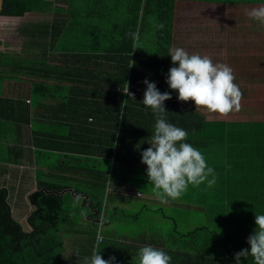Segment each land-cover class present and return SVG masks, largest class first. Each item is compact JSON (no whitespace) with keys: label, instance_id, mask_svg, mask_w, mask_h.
<instances>
[{"label":"trees","instance_id":"obj_1","mask_svg":"<svg viewBox=\"0 0 264 264\" xmlns=\"http://www.w3.org/2000/svg\"><path fill=\"white\" fill-rule=\"evenodd\" d=\"M178 1L3 0L1 14L5 16L50 15L38 25L35 23V27L22 28V48L18 51L0 49V85L6 78L17 80L16 73L33 76L29 81L33 111L29 114L27 105L25 117L20 119L21 124L31 119L37 124L32 129L33 142L39 146L41 136L51 148L59 147L58 140L64 138L69 142L77 140L80 152L91 154L97 146L95 149L103 158L108 160L115 154V160L109 159L106 167H91L96 174L90 187H79L61 173L37 176V189L28 196L34 207L27 216L28 231L13 217L7 189L0 188V264H68L71 261L82 264L84 257L102 250L104 231L98 247L94 248V240L91 243L89 256L70 257L66 254L64 233L78 217L87 215L94 225L95 239L97 219L105 200L102 224L112 222L108 206L111 195L105 196L106 181L112 184L123 163L128 168H147L141 163L140 154L148 148L144 145L148 138L152 139L156 118L151 109L143 105L146 90L143 81L154 82L161 93L169 92L172 99L174 94L178 96L163 77L174 66L169 54ZM237 2L264 3V0ZM160 23L164 24L162 30L158 28ZM134 47L139 48L133 51ZM20 53L27 55L26 58L20 59ZM51 55L55 61L50 60ZM126 83L134 98L124 93ZM172 99L164 102L167 121L189 134L200 130L203 115L191 106L181 108ZM2 101L11 102L10 98ZM4 111L11 114L12 106H5ZM50 122L55 130H47ZM18 126L19 123L13 127L16 130ZM96 126L99 129L92 128ZM60 127L65 128L66 134H61ZM67 131L70 132L67 134ZM188 143L205 145L196 141ZM252 164L253 158L248 163L239 161L236 194H226L233 190L226 189L223 183L221 188L211 190L217 192V199L209 196L206 184L191 187L193 191H202L192 200L196 206H205L209 199L208 202L217 203L212 209H220L227 202L233 214L230 218V212L223 211V207L214 219V227L200 225L188 230L185 235L191 238H185L182 245L190 247L185 254L190 253L191 257L181 255L178 264H236L235 253L250 249L247 238L256 228L255 215L264 214V168L260 172L261 181L257 168L247 172ZM255 173L256 179L252 180ZM140 185L153 191L148 176ZM71 191L88 197L81 195L73 200ZM74 202L81 203L86 210L77 209ZM223 218H228V228H219L220 223H216ZM236 221H239V229L233 234L237 227L232 225ZM194 251L196 257L192 255ZM210 251L216 257H211ZM101 255L106 258L102 251ZM170 255L172 257V252ZM240 264H254V261L249 256L241 258Z\"/></svg>","mask_w":264,"mask_h":264},{"label":"crops","instance_id":"obj_2","mask_svg":"<svg viewBox=\"0 0 264 264\" xmlns=\"http://www.w3.org/2000/svg\"><path fill=\"white\" fill-rule=\"evenodd\" d=\"M190 1L191 0L185 2L190 5L200 6V4ZM200 1L205 2V6L218 7V9L233 6L234 4L238 5V7L239 4H252L232 2L230 0ZM48 18H50V15ZM174 21L175 18L173 20V28ZM217 32L218 30H216V33ZM209 38L217 42H214V44L218 46V49H222L225 52L229 51L230 53H234L235 51L239 53V47H227V43L222 45L221 43L223 42L218 40V36H207L206 39ZM206 39L198 35L197 40L190 44L191 50L188 49V53L206 55L204 46L209 47ZM235 39L239 40V37L235 36L234 40ZM175 42L172 36V48L178 47ZM238 67L239 65L232 67V69L239 70ZM163 77L164 80H167V75ZM21 82L22 81L6 78L2 80L0 85V188L4 187L7 189L12 215L22 224L23 228L28 231L30 226L27 222V216L34 208L28 196L37 189V176L61 173L69 177L75 184H79V187H90V183L95 181L93 174H96V172L93 168L101 166L103 161L106 162V166L107 162L109 165L110 161L115 160V154L109 157L110 161L108 158V160H106L98 154L97 149H95L97 146L91 154H85L79 151V142L77 140L69 142L67 138L58 140L59 147L49 148L50 145L47 146V139L43 140L40 136L38 142H41V144L36 146L32 139V129L36 128L37 124L33 123L32 119L29 123L21 124L20 122L21 117H25L27 105L29 106V114L33 111L31 109L33 100L30 97L29 88L27 93H22L19 85ZM171 91L175 92L173 90ZM176 95L177 94H174L175 97L171 100L173 103H178L181 108L182 106H191L196 109V105H194L193 101L180 102ZM8 98L11 100L10 103L6 104V102L2 101V99ZM27 99L29 100L28 102H26ZM13 100H17L18 103H15ZM9 104L12 106V113L2 112L3 108ZM196 110L200 114H203V125L200 130L195 131L194 134L188 133L186 142L203 141L205 143L202 147L194 144L192 145L201 151L208 165L215 169L216 177L218 176L216 184L211 188L208 187V194L212 199H217L215 198L217 192H211V190L221 188L220 184L222 183L225 184L226 189L233 190L227 191L226 194L229 192V194H236V191H239V161L248 163L255 155L259 158V165H255V167L251 169L248 168L247 172L255 171L256 168L259 169L261 167L260 164H264V134L256 135V137L253 136L252 141L249 142L248 137L246 140L243 136H239V118L231 120L229 125H226L223 120L213 119L211 114L207 113L206 110L200 108ZM17 123H19V126L15 130L13 126ZM73 123L74 122H71V125H73ZM104 124L107 123L105 122ZM92 128L99 129L97 126ZM48 129L55 130L52 122L48 124L47 130ZM60 132L61 134H66L65 128L61 129L60 127ZM69 132L70 131H67V134ZM52 140L56 139L53 138ZM150 142L151 138H148L144 146L150 147ZM219 143H225L227 152L225 154L224 152L222 153L223 157L219 156L214 158L211 156L213 152L210 149L214 148ZM141 158L140 154V159ZM223 164L225 169L222 172L221 170L219 171V168L221 166L223 167ZM85 165L90 166V168H86ZM134 165H137V163ZM141 167L128 168L123 163L119 167L118 174L114 175V180L110 185L112 186L113 192L110 193L111 197L108 201V206L111 210L110 218L112 222L107 223L104 227V244L101 250L102 254L106 255L105 260L111 256H115L116 260L114 264H139L138 251L141 247L146 245H151L153 247H156V245L164 246V248H166L164 251L168 255L172 252V257H181V255L182 257H191V255H188L190 253H187V255L185 254L189 251V248H185L183 253L175 252L174 242L171 237L169 242L166 236L161 239L164 230L163 227H155L149 231L147 228V230H142L141 232L136 229L120 231L119 227L123 224H136V218H138L136 215L139 213L147 216L150 212H156V209L152 210L149 208L150 204H157L158 207H160L158 208L159 211L162 210L161 206L163 205H174V208L171 210L176 212L180 211V213L184 215L189 214L194 208H198L199 210L204 209V211L208 213V210L219 211L224 207L223 211L230 212L231 204L224 202L220 209H212L213 206L216 207L217 203L214 201L210 203L208 199L205 206H196L192 200L197 196L199 191L191 190V187H193L191 185H189L188 190L180 199L175 201L169 200L167 203H162L156 199L153 191L145 189L140 185L142 179L144 180L147 178V168ZM137 192H141V194L137 195ZM71 193H73V200H78L77 198L81 197V195L84 198L88 197V195L74 193L73 191H71ZM200 193L201 192H199V194ZM137 203H140L141 206L138 210L134 211V206ZM129 216H132V218L129 219ZM207 217H211L215 223L214 215L213 217L211 215ZM78 218L77 221L75 220V224L69 228V231L67 230L64 233L63 239L66 246V254L70 255V257L89 256L91 243H93L94 240V225L88 221L89 217L85 215L84 218L81 216ZM228 218L219 220L220 225L228 228V224H225ZM171 223H174V225L172 226L170 224L169 228H172L171 232H173L174 236L178 237L179 233L174 231V229L178 227L176 220L171 218ZM185 224H187L188 227L190 226L188 218ZM148 235H151V237ZM187 236L188 235H185L183 239L187 238L186 240H189L191 236ZM68 264H72V261Z\"/></svg>","mask_w":264,"mask_h":264},{"label":"rangeland","instance_id":"obj_3","mask_svg":"<svg viewBox=\"0 0 264 264\" xmlns=\"http://www.w3.org/2000/svg\"><path fill=\"white\" fill-rule=\"evenodd\" d=\"M185 1L189 0H179L176 2L177 8L172 36L178 47H183L186 51L188 49L191 50L190 44L197 40L198 35L205 39L207 36H218V40L223 42L221 43L222 45L227 43V47H239V53L236 51L234 53H230L229 51L225 52L222 49H218V46H215L214 42L217 43L215 40L213 41L212 38L206 39L209 47L204 46L205 52L206 55L212 58L213 62L225 63L231 68L239 65V70L234 68V70H232L236 77L235 83L239 85L243 93V106L241 111L231 114L227 118H221L215 114H211V116L213 119L225 121L224 123L226 125H229L231 120L239 118V136H243L246 140L248 137L249 142H251L253 136L256 137V135L264 134V25L250 19L246 13L254 7L264 5V3H252L249 5L239 4V7L234 4L233 6L218 9V7L205 6V2H201L200 0L190 1L200 4V6L190 5ZM231 1L237 2L238 0ZM46 18H48V16H36L35 14L16 17L2 16L0 18V49H13V51H18L22 48V28L27 25H30L29 27L32 28L35 23V25H38L41 20ZM31 28L29 29L32 30ZM216 30H218L217 33ZM235 36L239 37V40H234ZM145 42L148 43V41ZM26 56L27 55L20 53V59H24ZM54 59L55 57H52L51 55L50 60L55 61ZM15 76H19L17 80L22 81L21 84H19L20 91L22 93H27L30 84L29 81L32 80L33 76L26 73H16ZM197 145L199 147L203 146L202 144ZM210 150L213 152L211 155L212 157H223L222 153L224 152L225 154L227 152V146L225 143H219ZM259 163V158L255 155L250 169L255 167V165L258 166ZM101 164V167H106V162L103 161ZM260 166L262 165L260 164ZM263 168L264 166L258 169L261 181L263 180L260 172ZM224 169L225 166L223 164V167L221 166L219 171L221 170L223 172ZM256 176V173L253 174L251 179L255 180ZM205 192L203 193L205 194ZM73 206L77 209L82 208L83 211L86 210V207H82L78 202H74ZM140 206L141 204L137 203L134 206V211L138 210ZM161 207L162 210L159 211L158 208L160 207H158L157 204H150L149 208L152 210L156 209V212H150L147 216L139 213L136 215L138 217L136 218V224L129 223L120 225L119 230L130 231L136 229L141 232L142 230H147V228L149 231L155 227H163L164 230L161 239L166 236V238H169H167V241L169 242L171 237L174 242L173 245L175 252L183 253L185 248H190L182 245L185 233H187L189 229L195 230V228L200 225L214 227L213 224L215 223L212 218L207 216L211 215L213 217L214 215L217 217L218 215L217 210H208V213H206L204 209L199 210L198 208H194L189 214L184 215L180 213V211H172L171 209L174 208V205H163ZM232 214L233 212L230 211V218H232ZM128 218L130 219L132 216H129ZM171 218H174L178 224L177 229H174L175 232L179 233L178 237L174 236L173 232H171L172 228H169L170 224L172 226L174 225V223H171ZM187 218L190 222L189 227L185 224ZM216 223H219V221L216 220ZM221 227L223 228L224 226L220 225L219 228ZM232 227H237L233 232L234 234L236 233V230L239 229V221H236ZM181 234L184 235L181 236ZM148 236L151 237V235ZM187 237H190V235ZM156 248L163 250L166 249L164 246L157 245ZM210 254L211 257H216L213 254V251H210ZM192 255L196 257L195 251ZM179 258L180 257H174L171 264H178Z\"/></svg>","mask_w":264,"mask_h":264},{"label":"clouds","instance_id":"obj_4","mask_svg":"<svg viewBox=\"0 0 264 264\" xmlns=\"http://www.w3.org/2000/svg\"><path fill=\"white\" fill-rule=\"evenodd\" d=\"M246 15L264 25V5L250 9ZM158 28L162 30L164 24L160 23ZM169 56L174 66L169 69L166 83L178 93L180 102L193 101L196 109H204L221 118L241 111L243 93L235 83L236 77L230 66L213 62L208 55L189 54L182 47L170 49ZM143 83L146 85L143 105L151 109L156 119L151 146L141 153V163L147 166L148 180L153 185L156 199L162 203L178 200L189 185L213 187L217 182L215 169L208 165L199 149L186 142L187 131L169 123L165 117L164 102L172 99L171 94L161 93L156 84L147 79ZM126 85L124 93L134 98V93L129 92V84ZM255 224L254 232L247 238L250 249L235 253L236 264L249 256L254 264H264V214L255 215ZM138 257L139 264H171L172 260L163 249L151 245L141 247ZM115 260V256L103 259L99 250L84 257L82 264H114Z\"/></svg>","mask_w":264,"mask_h":264},{"label":"built area","instance_id":"obj_5","mask_svg":"<svg viewBox=\"0 0 264 264\" xmlns=\"http://www.w3.org/2000/svg\"><path fill=\"white\" fill-rule=\"evenodd\" d=\"M126 89V87H125ZM130 93H133V91L131 89H129ZM128 95V94H126ZM129 96V95H128ZM29 100L27 99L26 102H28ZM112 191V188L110 186V181L107 180L105 183V196L106 198L108 197V194H110ZM137 195H140L141 192H137ZM106 206V200L104 201L103 204V209L101 211V214L99 215L98 219H97V226H96V234H95V239H94V248L98 247L97 245L100 244L102 238H103V224H102V220H103V215H104V208ZM99 237V239H98Z\"/></svg>","mask_w":264,"mask_h":264},{"label":"water","instance_id":"obj_6","mask_svg":"<svg viewBox=\"0 0 264 264\" xmlns=\"http://www.w3.org/2000/svg\"><path fill=\"white\" fill-rule=\"evenodd\" d=\"M2 7H3V0H0V18L3 16V15L1 14Z\"/></svg>","mask_w":264,"mask_h":264}]
</instances>
